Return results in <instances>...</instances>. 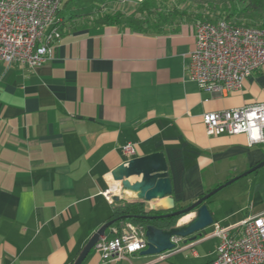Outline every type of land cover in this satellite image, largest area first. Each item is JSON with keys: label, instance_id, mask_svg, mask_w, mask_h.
I'll list each match as a JSON object with an SVG mask.
<instances>
[{"label": "crops", "instance_id": "crops-1", "mask_svg": "<svg viewBox=\"0 0 264 264\" xmlns=\"http://www.w3.org/2000/svg\"><path fill=\"white\" fill-rule=\"evenodd\" d=\"M74 1L60 5L50 60L34 67L0 60V264H72L113 216L102 191L110 170L129 159L121 150L128 142L135 156L164 153L175 208L233 178L205 201L214 221L234 227L264 212V165L243 175L264 159V142L208 135L201 119L263 102L264 67L237 90L210 93L185 73L199 20L177 13L174 0H91L95 8L79 12ZM140 2L162 21L96 22L108 11L147 19V10L136 11ZM119 199L141 201L124 192ZM143 204L166 208L160 199ZM210 231L177 238L161 257L139 251L102 260L93 248L81 264H208L218 241Z\"/></svg>", "mask_w": 264, "mask_h": 264}, {"label": "built area", "instance_id": "built-area-1", "mask_svg": "<svg viewBox=\"0 0 264 264\" xmlns=\"http://www.w3.org/2000/svg\"><path fill=\"white\" fill-rule=\"evenodd\" d=\"M62 1L0 0V60L4 64L34 67L51 59L52 44L60 36L55 18ZM195 30L185 73L201 89L219 94L237 90L255 70L264 67V25L220 18L198 21ZM201 119L208 135L243 133L249 144L264 142V101L207 111ZM121 150L128 158L137 154L132 142L122 145ZM112 183L110 180L102 191L110 202L123 194L121 184ZM210 226L208 236L218 241L208 264H264V212L234 227L216 221ZM144 230L143 225L129 222L121 231L114 229L111 237L100 236L94 248L102 260L122 259L147 247Z\"/></svg>", "mask_w": 264, "mask_h": 264}, {"label": "water", "instance_id": "water-1", "mask_svg": "<svg viewBox=\"0 0 264 264\" xmlns=\"http://www.w3.org/2000/svg\"><path fill=\"white\" fill-rule=\"evenodd\" d=\"M263 165L264 159L243 172V175ZM132 177H136V180H130ZM106 178L114 182H119L124 193L133 194L138 200L147 202L160 199L167 209L174 208V199L171 196V179L167 161L162 151H155L124 160L111 169L106 175ZM232 180L234 179L232 178L231 180L219 184L184 208L175 209L163 214L142 215L141 217L145 219H152L170 215L182 216L190 211L195 212L194 217L188 222L168 229H162L152 224H147L144 230L147 247L141 250L140 253L143 255H157L173 249L176 246V243L173 241L174 238H183L184 240L194 239L200 230L211 225L214 221L205 201ZM113 200L117 201L119 197L114 196ZM115 220L116 218L104 222L90 235L72 264H81L83 262L87 254L94 248L100 236L105 234L106 229L109 228Z\"/></svg>", "mask_w": 264, "mask_h": 264}, {"label": "trees", "instance_id": "trees-1", "mask_svg": "<svg viewBox=\"0 0 264 264\" xmlns=\"http://www.w3.org/2000/svg\"><path fill=\"white\" fill-rule=\"evenodd\" d=\"M241 1L244 4L242 8L243 10L239 12L241 14H248L250 11H253V10H264V0H241ZM141 4L142 5H140L138 10L136 11L142 10V8L147 10V14H148V15L146 14L147 19L145 18L143 19L141 16L139 17V15H136V13L138 12H134L131 14H124L120 11H108V12L103 13V15H100L99 17H97L96 22L99 24L126 23L128 25H143L144 23L149 22V19H151L152 21L156 20L157 22L162 21V12H161V15L157 13L149 14L151 12L150 4L147 2H143ZM170 9L171 11H175L174 7H171ZM176 9H177L176 10L177 13H180L182 15H187V13L184 12V10L182 11V10H179L178 8ZM59 10H60V7L58 9V12ZM156 10H157L156 8H152L153 12H156ZM230 15H233V14H225L223 19L230 21L229 20ZM239 24H245L249 26H262L264 25V21L259 24L253 23L252 21L248 23H239ZM112 205H113V216L111 217V219L116 218V220L113 222L112 225H110V227L114 226V229L116 231H119L118 224L122 221H127L132 224H140V225H143L144 227L147 224H152L158 228L168 229L173 226H176L178 218L180 217V216H175V215H170V216L160 217V218H152V219H145L141 217L142 215H145V214L153 215V214L167 213V212L177 209L175 207L173 209H167V208L162 207V209L154 208V209L146 210L143 202L127 201L125 199H119L117 201L113 200ZM182 207L183 206H178V208H182Z\"/></svg>", "mask_w": 264, "mask_h": 264}, {"label": "rangeland", "instance_id": "rangeland-1", "mask_svg": "<svg viewBox=\"0 0 264 264\" xmlns=\"http://www.w3.org/2000/svg\"><path fill=\"white\" fill-rule=\"evenodd\" d=\"M74 2L77 12L82 11V9L93 10L95 8V5L89 7L90 4H93L91 0H76ZM174 2L181 8L179 10H184L187 14L197 17L199 21L220 19L225 14H233L230 15L229 20L235 23L252 21L259 24L264 21V10H253L248 14L239 13L244 6L241 0H174ZM127 223L129 222H120L118 224L119 230L125 229Z\"/></svg>", "mask_w": 264, "mask_h": 264}, {"label": "bare ground", "instance_id": "bare-ground-1", "mask_svg": "<svg viewBox=\"0 0 264 264\" xmlns=\"http://www.w3.org/2000/svg\"><path fill=\"white\" fill-rule=\"evenodd\" d=\"M113 184V183H112Z\"/></svg>", "mask_w": 264, "mask_h": 264}]
</instances>
